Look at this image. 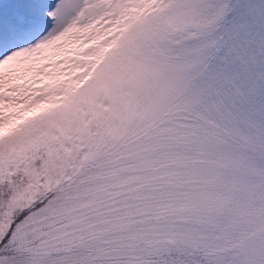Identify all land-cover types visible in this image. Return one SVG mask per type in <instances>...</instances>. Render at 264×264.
I'll use <instances>...</instances> for the list:
<instances>
[{"label":"snow or ice","instance_id":"6c2138e0","mask_svg":"<svg viewBox=\"0 0 264 264\" xmlns=\"http://www.w3.org/2000/svg\"><path fill=\"white\" fill-rule=\"evenodd\" d=\"M0 264H264V0H0Z\"/></svg>","mask_w":264,"mask_h":264}]
</instances>
